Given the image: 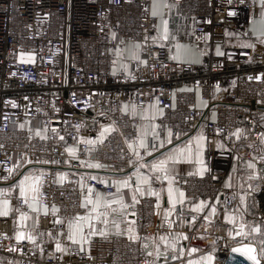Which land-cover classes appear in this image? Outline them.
Wrapping results in <instances>:
<instances>
[{
    "label": "built area",
    "instance_id": "1",
    "mask_svg": "<svg viewBox=\"0 0 264 264\" xmlns=\"http://www.w3.org/2000/svg\"><path fill=\"white\" fill-rule=\"evenodd\" d=\"M161 1L172 10L164 15L163 35L153 0H0V201L8 202L10 215L27 214L12 188L30 171L44 208L33 226L16 227L35 243L17 240L11 219L0 217V264H153L146 239L185 230L184 218H168L165 202L153 196L126 203L132 237H93L82 250L68 239L66 221L85 211L86 198L114 194L111 178L160 151V137L169 132L174 140L196 133L206 139V172L174 175L186 199L218 198L220 212L235 209L240 194L226 182L229 171L241 175L254 164L247 194L264 218V37L251 39L252 47L226 44L232 31L246 32L258 1ZM173 42L194 46L200 61L171 57ZM127 44L137 54L127 69H115ZM217 45L223 55L215 53ZM178 83L190 89H177ZM152 104L162 110L152 121L158 135L144 136L133 111ZM106 127L114 130L100 142ZM142 136L149 147L137 148V157L128 142ZM96 163L102 167L85 166ZM213 222L209 232L221 257L214 264H251L232 248L249 244L258 254L260 245L230 243L218 214Z\"/></svg>",
    "mask_w": 264,
    "mask_h": 264
},
{
    "label": "crops",
    "instance_id": "2",
    "mask_svg": "<svg viewBox=\"0 0 264 264\" xmlns=\"http://www.w3.org/2000/svg\"><path fill=\"white\" fill-rule=\"evenodd\" d=\"M258 1V8L254 12L248 28L243 31H232L227 39V45H251V39L255 41H261L262 37L260 33L264 31V22H262L261 8ZM161 3L162 9H157V6ZM155 11L157 14L153 15L158 19V32L160 33L165 26V13L171 14V8H167L161 0H153L152 13ZM163 19V22H162ZM162 33V32H161ZM264 43V42H263ZM136 45L127 44L121 52L115 69H127V59L135 56ZM222 53V47L215 46V53L217 51ZM170 55L176 60L187 63H198L200 61V54L196 51L194 46L184 42H173L170 46ZM176 88L180 90H189V83H178ZM196 104L199 107L204 105V102L199 97L196 99ZM162 110L155 105H147L142 111H133V114L140 118V128L144 136L152 134L153 131V118L159 116ZM212 117H214L212 115ZM264 124V122H263ZM169 139L171 143H169ZM163 143V147H161ZM222 147V144H220ZM206 139L202 133H196L189 139L174 140L169 136L160 137V151L149 156L146 160L139 161L136 167L127 174L117 175L111 178V183L115 186V192L112 195H101L100 205L96 204V198L91 199L93 203L86 204L84 201L85 211L75 218L66 221V228L68 235L74 234L77 243H72L78 248L84 250L86 243L93 237H101L104 235H124L127 237L133 236L131 219L124 215L125 207H121L120 202L126 205L127 202L132 201V196L135 194L136 198L153 196L156 198L158 204L165 202V215L173 220L181 221L184 218L185 230H171L162 236H149L145 241L146 251L151 252L153 264H214L217 259H220L218 248L214 247L212 237L209 230L214 228L213 215L218 214L220 222L227 227L228 242L237 244L245 240L261 244L264 239V218L259 217L255 207L258 200H252L247 194V189L253 183L255 179L256 166L250 168L249 165L244 169L242 174H237L235 169L229 171L227 183L231 187L238 190L240 194V203L238 206L231 210L220 212V202L218 198H214L212 201L195 198L186 199L180 196L183 193L174 183V175L178 173H195L203 175L207 170V164L205 159ZM178 149H183V153H178ZM173 155L178 162H170L168 165L169 172L167 177L163 174L152 170L151 165L167 156ZM232 165L235 161L234 157H231ZM141 165H144L141 167ZM25 177L28 179L25 180ZM144 177L149 178L147 184L143 183ZM129 180V187H120V191H117L119 186L118 182L122 180ZM138 179L141 181L140 188L143 192H136L135 187ZM21 181L24 182L26 196L28 198L29 212L27 214H14L10 215L9 204L5 205L4 201H0V210L7 208L8 215L0 216L1 218H10L12 233L16 238L18 234L23 233L17 231L16 227L19 224H25L27 226H33L36 222L37 214L44 211V208L38 204L37 199L33 200V195H37L31 191L32 187L36 183V177L27 171L19 175V179L14 184L12 191L20 195ZM171 191V196L169 192ZM157 193L158 195H152L151 193ZM117 201L113 203L111 208L103 207L106 202ZM31 205V207L29 206ZM203 205V206H202ZM215 208V213L212 212V208ZM116 209L112 211V209ZM33 209H38L34 211ZM95 209V210H94ZM199 209V210H197ZM178 210V212L176 211ZM186 213V214H184ZM24 215L25 219H21ZM246 216H249L247 218ZM77 218H80L79 220ZM107 223H104V221ZM72 227H69V224ZM83 228L82 232H77V226ZM91 232L89 234L90 226ZM241 225H244L241 229ZM259 228L260 231H254L253 229ZM243 232L247 235H236L237 232ZM25 234V233H24ZM161 237L164 239L162 240ZM184 237H187L185 239ZM241 247V245H240ZM196 249L195 252L192 250ZM211 256V260L207 258ZM230 260L229 263H233ZM261 264H264V258H261Z\"/></svg>",
    "mask_w": 264,
    "mask_h": 264
},
{
    "label": "snow or ice",
    "instance_id": "3",
    "mask_svg": "<svg viewBox=\"0 0 264 264\" xmlns=\"http://www.w3.org/2000/svg\"><path fill=\"white\" fill-rule=\"evenodd\" d=\"M259 5H260V8H261L262 22H264V0H259ZM152 14L153 15H156L157 13L155 11H153ZM229 14L230 15H235L234 12H230ZM260 36L261 37H264V31H262L260 33ZM262 42H264V41H262ZM245 46L252 47V45H245ZM217 54L218 55H223V53L219 52V50L217 51ZM13 106H15V105H13ZM112 130H114V129H111V128H108V127L103 128V130L101 131V134H100V136H101L100 142H102L103 137L105 136V134L108 133V132H110V131H112ZM37 135L39 136L40 135V132H37ZM153 135L156 136L158 134L153 133ZM171 135H172V133L169 132V137H171ZM236 135H239V133H236ZM61 139H63V137H61ZM88 143L91 144V143H95V142L94 141H88ZM169 143H171V140L170 139H169ZM148 147H149V145L146 143V141L143 138V136L139 138L138 143H136V142H128V148H129V150H131L133 152V154L136 155L137 157H139V152L137 151V148H143V149L147 150ZM152 147H155V145H153ZM161 147H163V143H161ZM183 151H184L183 149H178L177 150L178 153H183ZM68 152H69L70 155L75 156V149H71L70 148V149H68ZM148 155H151V152H148ZM170 162H178V161L176 160V157H174L173 155H169L165 159H162V160H160L158 162L153 163L151 165V168H152L153 171L158 172V173H161L165 177H167L168 172H169L168 165H169ZM130 163H132V162H130ZM85 166H87V167H96V168L102 167V165H100L99 163H96V164H86ZM143 166L144 165H141V167H143ZM249 167L250 168H253L254 167V164H249ZM11 171L12 170L9 169V172L10 173H11ZM27 179L28 178L25 177V180H27ZM93 179H95V177H93ZM142 182L145 183V184H147L149 182V178L148 177H144V179H143ZM140 183H141V181L138 179L137 185L135 187V191L136 192H141V195H143V192L141 191V188H140ZM23 184H24V182L21 181L20 196L24 199V203L25 204H28V198L26 196V192H25V188H24ZM118 184H119V186L117 187V191L119 192L120 191V187H124V188L129 187V180L125 179V180L119 181ZM31 191L33 193H35V194H38V187H36L34 185L32 187V189H31ZM88 192H89V194H91L92 189L89 188L88 189ZM151 194L152 195H158L157 193H154V192L151 193ZM169 196H171V191L169 192ZM180 196L182 197L183 196V193H180ZM101 198H102L101 197V194L97 193L96 194V204L98 206L100 205ZM32 199L33 200H36L37 199V195H33ZM132 200H133L134 203L137 202L136 201L135 194L132 196ZM4 203H5V205H7L8 202L5 200ZM89 203H93V201L90 198H86V204H85V206H87V204H89ZM113 203H117V201L113 200L111 202H106V203L103 204V207H105V208H111V205ZM120 204H121V207L122 208L123 207H126L122 203V201L120 202ZM29 206L31 207V205H29ZM33 210L36 211L38 209H33ZM115 210L116 209H114V208L112 209V211H115ZM197 210H199V209H197ZM52 211L53 212H56L58 210L55 209V208H53ZM212 212L215 213V208L214 207L212 208ZM45 214H47V209H45ZM6 215H8L7 208H5L4 210H0V216H6ZM21 219L22 220L25 219V216L22 215L21 216ZM77 219L79 220L80 218H77ZM104 223H107V221L105 220ZM69 227L70 228L72 227V224L71 223L69 224ZM89 227H90L89 234H93L91 232V225ZM243 227H244V225H241V229H243ZM76 230H77V232H82L83 231V228L78 225ZM253 230L254 231H257V232L260 231L259 228H255ZM242 234L243 235H247L246 233H243L242 231L236 233V235H242ZM184 238L187 239V237H184ZM16 239L17 240L28 239V240H32V242L35 243V241L33 240V238L30 235L26 236L24 233L18 234L17 237H16ZM68 239L71 240L73 243H77L78 242L75 239L74 234H70L68 236ZM161 239L163 240L164 238L161 237ZM56 247H57V250L58 251L61 250L59 244H57ZM192 251L195 252L196 249H193ZM232 252H234V253H240V255L243 256V257H245L247 261H250L251 264H261V258H264V241H262L261 244H260V251H259L258 254H257L256 248L253 247V246H251V245H249V244H242L241 247H234V248H232ZM148 255L151 256L152 253L149 252ZM207 259L208 260H211L212 258H211V256H209ZM189 264H191V262H189Z\"/></svg>",
    "mask_w": 264,
    "mask_h": 264
},
{
    "label": "rangeland",
    "instance_id": "4",
    "mask_svg": "<svg viewBox=\"0 0 264 264\" xmlns=\"http://www.w3.org/2000/svg\"><path fill=\"white\" fill-rule=\"evenodd\" d=\"M162 9V5H161V3L159 4V6H157V9ZM162 22H163V19H162ZM164 31H165V26L162 28V30H161V32H160V35H163V33H164Z\"/></svg>",
    "mask_w": 264,
    "mask_h": 264
}]
</instances>
